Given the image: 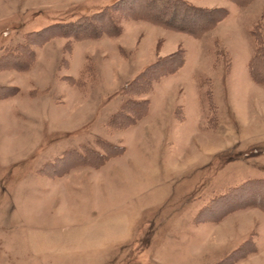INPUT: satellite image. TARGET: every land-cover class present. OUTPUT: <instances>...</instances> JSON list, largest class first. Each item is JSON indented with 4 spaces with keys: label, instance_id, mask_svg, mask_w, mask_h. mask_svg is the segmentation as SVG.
Segmentation results:
<instances>
[{
    "label": "rangeland",
    "instance_id": "374dc122",
    "mask_svg": "<svg viewBox=\"0 0 264 264\" xmlns=\"http://www.w3.org/2000/svg\"><path fill=\"white\" fill-rule=\"evenodd\" d=\"M116 1L0 0V264H264V0Z\"/></svg>",
    "mask_w": 264,
    "mask_h": 264
},
{
    "label": "trees",
    "instance_id": "16d2710c",
    "mask_svg": "<svg viewBox=\"0 0 264 264\" xmlns=\"http://www.w3.org/2000/svg\"><path fill=\"white\" fill-rule=\"evenodd\" d=\"M160 1H162L160 3V6L154 5L155 0L154 1L151 0V3L148 2V5L150 4L149 6L151 7V9L147 8L148 5H146L147 10H146V12H143L141 14V16L144 18L146 16V17H148V19L150 21H153L157 24L163 25L167 28L175 29L178 31H183V32L189 33V34L194 35V36H198L201 33L208 30L211 26H213L215 24V22L221 16H224L226 14L224 9L214 8L211 10H206V9H203V8H200L197 6L190 5L186 2H184L183 0H160ZM233 1L237 2L239 4H244V3L249 2L251 0H233ZM126 2H127V4L130 2L139 3V2H137V0H117L115 3L110 5L111 9L118 11L119 8L122 6V4H124ZM108 8H109V6H107V8H104L103 10H101L99 12H96L95 14L80 18L78 21H75V23H73V22H69L70 24L66 23L63 26L67 27V28H63L64 31L60 33V34H62L61 36L73 35L76 38L77 36L75 34H72V33H76L79 36L80 35L83 36L82 34H80V33H83V32H81L82 30H84L86 28H89V29L93 28L92 30H95V28L92 27L93 22L95 20L101 21L102 18L107 14L106 9H108ZM217 12H219V13L216 16L215 13H217ZM202 18L204 19L203 23H199L198 21H200V19H202ZM105 23H106V21H105ZM55 24H60V23H54L52 25H55ZM106 24L108 25V22ZM75 29H76V32H75ZM107 32H108V35H110V36H116L120 33L118 29L113 31L110 28H108ZM252 34H254L256 42H258L257 33L255 32V29H253ZM99 36H100V34H97L95 31L93 33H87V35H86V37H89V38H98ZM81 38H85V36L81 37ZM254 55H255V58H257V59L260 58L259 51L258 52L255 51ZM263 57L264 56H262V58ZM144 72H145V70L142 71L141 73H139L137 75V78L139 76H141ZM255 80L258 81L257 79H255ZM126 87H128V85ZM122 106L123 105H121L120 109L122 108ZM119 111H117L115 114H117ZM132 123H133V121L129 122V124H132ZM231 264H234V263H231Z\"/></svg>",
    "mask_w": 264,
    "mask_h": 264
},
{
    "label": "crops",
    "instance_id": "0c3cea01",
    "mask_svg": "<svg viewBox=\"0 0 264 264\" xmlns=\"http://www.w3.org/2000/svg\"><path fill=\"white\" fill-rule=\"evenodd\" d=\"M66 175H68V174H66ZM231 214H232V213H231ZM231 214H230V215H231Z\"/></svg>",
    "mask_w": 264,
    "mask_h": 264
}]
</instances>
